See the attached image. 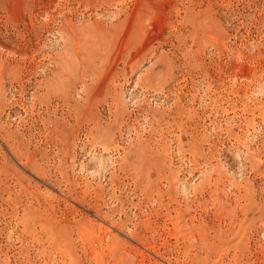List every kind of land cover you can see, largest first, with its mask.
Here are the masks:
<instances>
[{
  "label": "rangeland",
  "instance_id": "374dc122",
  "mask_svg": "<svg viewBox=\"0 0 264 264\" xmlns=\"http://www.w3.org/2000/svg\"><path fill=\"white\" fill-rule=\"evenodd\" d=\"M0 264H264V0H0Z\"/></svg>",
  "mask_w": 264,
  "mask_h": 264
}]
</instances>
